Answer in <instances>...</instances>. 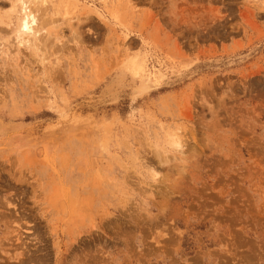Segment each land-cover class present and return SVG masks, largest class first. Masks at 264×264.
<instances>
[{
  "label": "rangeland",
  "instance_id": "obj_1",
  "mask_svg": "<svg viewBox=\"0 0 264 264\" xmlns=\"http://www.w3.org/2000/svg\"><path fill=\"white\" fill-rule=\"evenodd\" d=\"M12 1L0 264H264V0Z\"/></svg>",
  "mask_w": 264,
  "mask_h": 264
},
{
  "label": "bare ground",
  "instance_id": "obj_2",
  "mask_svg": "<svg viewBox=\"0 0 264 264\" xmlns=\"http://www.w3.org/2000/svg\"><path fill=\"white\" fill-rule=\"evenodd\" d=\"M12 2L17 3L19 5V8L22 11L21 16L18 17V19H17L18 20L17 29H16L15 34H14V38L16 39L17 42H20V43L25 42V43H28L30 46H34V44L32 42H30V40L32 41L31 38L34 35L38 36L37 33L40 34L42 32L43 37H47V38H50L53 35L54 28L57 27V25L54 26V24H52L53 22L48 23V21L47 22L41 21L39 18V15L36 13L37 10L31 7L33 3L45 5V4H47L48 0H13ZM73 3H72V5H74ZM74 9H75V7H74ZM31 35H32V37L30 38ZM54 37L55 36H53V38ZM134 63H136V62H134ZM133 66L135 67L134 64H133ZM172 139L173 140L171 142V145L174 148V150H176L177 152H181L183 149L182 142L178 139H175V138H172ZM164 151H166V150L164 149ZM158 152H160V150H158ZM162 153H164V152H162ZM18 241H20V240H18ZM19 247L22 251L21 255H23L24 258H22L18 264H31L32 261H34L36 258L35 254H34L35 252L32 253L30 251V248L27 247L26 245L24 246V244H22V243L19 244ZM39 261H41V259Z\"/></svg>",
  "mask_w": 264,
  "mask_h": 264
}]
</instances>
